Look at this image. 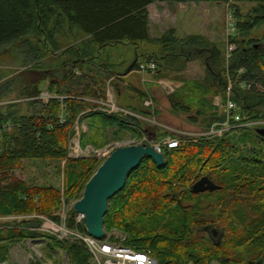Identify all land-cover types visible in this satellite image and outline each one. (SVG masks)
<instances>
[{
  "label": "trees",
  "instance_id": "1",
  "mask_svg": "<svg viewBox=\"0 0 264 264\" xmlns=\"http://www.w3.org/2000/svg\"><path fill=\"white\" fill-rule=\"evenodd\" d=\"M159 1L176 12L180 3L232 0H0V57L16 51L25 69L12 78L16 70L0 67V81L12 78L3 84L10 90V85L22 80L21 94L30 109L23 113L18 103H12L6 115L0 112V125L15 124L0 141V218L31 217L0 225V264L8 259L14 244L44 235L33 228L42 225L40 216L60 223L57 213L64 204L82 197L86 183L100 166L97 158L70 156L76 128L81 129L83 121L89 125L87 132L80 133L81 147L105 148L110 127L136 138L143 134L139 119L102 110L101 102L108 99V81L121 73L109 69L100 58L106 47L138 45L151 39L148 7ZM236 1L255 2L256 6L246 14L234 13L236 32L229 41L237 50L229 63L223 44L219 48L202 34L180 38L174 29L158 38L163 44L161 54L145 55L147 61L157 64L158 77L183 73L189 63L202 62L206 76L201 80L175 76L182 86L168 96L173 114L188 116L201 129L225 119L214 100L218 96L227 99L230 78V98L241 107L245 121L264 122V37H253L255 31L264 30V0ZM68 33L81 37L63 47L60 36L65 39ZM65 55L67 60L58 59ZM48 58L52 61L45 62ZM138 58L131 72L139 67ZM92 66H98V71ZM240 68L246 72L238 81ZM42 81L59 98L48 103L38 99ZM236 81L250 83L251 88ZM136 113L148 114L147 110ZM256 129L251 126L226 132L223 137L183 139L179 148L166 152L163 166L144 157L123 190L110 201L106 238L119 242L114 233L120 232L124 246L150 251L158 264L264 261V138ZM28 159L65 162L63 191L30 185L15 176ZM203 176L221 188L193 193L191 187ZM74 215V208L69 209L70 227ZM213 228L219 232L218 240ZM80 231L86 233L83 225ZM45 237L49 248L62 250L71 264H92L82 245L59 241L48 233Z\"/></svg>",
  "mask_w": 264,
  "mask_h": 264
},
{
  "label": "rangeland",
  "instance_id": "2",
  "mask_svg": "<svg viewBox=\"0 0 264 264\" xmlns=\"http://www.w3.org/2000/svg\"><path fill=\"white\" fill-rule=\"evenodd\" d=\"M159 6H164V4L158 3L151 6L152 39L141 41L138 45L116 44L111 47H106L105 51L103 52L100 58V60L102 61L101 63L105 64V66H108V68L111 70L123 73L136 60L137 56H139L138 62H143L147 61L145 56L146 54H150L153 52L161 54L163 52V44L158 40V38L161 37L166 31L171 29H174L176 31V35H178V37L180 38L191 34H202L211 41L215 42L219 48H223L222 44L226 48L228 41V32H231V25L235 24L237 20L234 13L238 10L239 12L246 14L249 10H252L256 6V3H241L236 0H232L230 3L203 2L202 4L198 3L195 5H189L193 10H196L201 14V16L197 17H184L183 15H181V13L176 14V12H172L168 4V10L165 9L166 12L165 10H160ZM187 8L188 5H185L184 10L186 11ZM190 13H192V11ZM191 27H193V30L191 29ZM79 37H81L79 34L73 33H68L65 39L60 36L61 40H64L63 47L75 43L77 40L80 39ZM253 37L257 39H262L264 37V30L255 31L253 33ZM66 55L58 59L63 62L68 59L66 58L68 57ZM32 60L33 58H30V62H32ZM51 61V58L45 59V62ZM0 67L16 70L17 73H15L12 78L20 76L21 74L19 72L25 70L24 67H22V61L19 60V58L17 57L16 51H12L11 53H4L0 57ZM92 68H94L95 71H98L99 69L98 66H92ZM75 69V74H78V69L74 68V70ZM107 74L108 72L103 73V76L106 77ZM175 76H179L180 79L201 80L206 76V69L201 61H195L188 64L186 71L177 75L168 74V76L161 75L158 77L154 74H143V77L146 78L147 82L151 81L153 83H156V85L159 86L162 90L161 93L153 97L155 103L157 104L158 100V102H160V104L164 108V111L161 110L164 116H160L157 114V120L186 132H199L202 128L201 125L193 124L191 120H189L188 116L184 114H173L172 112L168 96L182 86L181 82L175 80ZM135 77L137 78V75H135ZM12 78L0 81V92H3L2 94H0V103H3V105L0 107V112L3 115L7 114L8 110L10 109V104L12 103H18V105H20L19 108L23 113H27L30 110L27 104L28 99L23 98L24 96H22L21 94L22 80H19L18 83L14 82L12 85H10V90H6L5 85H3L7 82V80H10ZM131 80H133V77L130 79V81ZM48 86L49 83L47 81H42L39 88L42 92H47ZM106 86L103 85V87H106L107 92L113 91V85L108 86L107 83ZM32 87H34V85H32ZM108 95L109 94H107V97ZM113 96L115 95L111 94L110 97L113 98ZM116 97L114 98L116 99ZM145 99L146 98H144L143 100L139 99V103L142 104ZM216 100L217 99H215L214 101L216 102ZM218 100L220 99L218 98ZM107 101L108 99L105 102ZM140 104L138 105V107H140ZM88 125L89 122L85 120L81 125V129L78 127L76 128L77 135L73 139V141H80V133L82 131L87 132ZM255 127L264 128V124H258ZM111 128L112 127L108 129V146L110 144L115 145L123 142H133L135 139H137L135 136H133V133H130L126 130L118 134L117 129ZM147 128H149L148 125ZM79 146L81 147L80 142ZM97 151L99 150H96L94 147L91 146L81 147V149L75 155H78V157L97 158ZM64 165L65 162L28 159L24 161L23 168L19 171H16L14 175L25 180L30 185L35 184L44 187H55L63 191ZM74 201L77 200L71 201V208L74 207ZM66 205L68 207L69 204ZM63 209L64 207L60 209L59 212H62ZM30 218L31 217H3L0 218V225H2V227H5V224L7 223L22 222L23 219ZM33 226V228L39 229L40 232H43L44 235L37 238L30 237L21 243L14 244L12 247H10L8 259L2 264H71L68 256L62 250L49 248V240L45 237L46 232L44 231L45 228L43 227L44 222H42L41 226ZM115 235L117 238H119V241H122L125 238L120 232H115ZM218 238L219 234L214 237L215 240H218ZM248 260L249 259H247L244 263H246ZM213 264H219V262L215 261L213 262Z\"/></svg>",
  "mask_w": 264,
  "mask_h": 264
},
{
  "label": "built area",
  "instance_id": "3",
  "mask_svg": "<svg viewBox=\"0 0 264 264\" xmlns=\"http://www.w3.org/2000/svg\"><path fill=\"white\" fill-rule=\"evenodd\" d=\"M231 32H228V42L225 50V57L227 63L230 62L234 52L237 50V45L229 41L230 36L235 34V27L231 25ZM157 64L154 61H144L139 63V67L135 70L137 73H150L157 74ZM244 68L238 70V81L240 76L245 73ZM241 86L250 89L251 84L240 81ZM233 86V80L230 78L228 80L227 88V99H223L222 96H218L214 101L215 106L218 109L220 115H224L225 119L222 121H217L213 123L207 129H201L199 132H186L181 129H177L173 126L164 124L157 120V107L153 97H147L144 102V108L147 110V115H141L136 112H131L120 108L117 103L109 99L104 108V112L108 114L122 113L124 117H133L139 119L143 124V134L135 139L133 142H123L115 145H107L105 148L97 151V159L100 164L110 156V154L119 147L129 146V145H139L148 143L151 144L154 149L161 154H166V152L179 148L183 139L190 138H216L223 137L226 132L233 130H238L240 128L257 126L258 124H264V122L254 123L245 121V117L242 115L241 107L234 101L231 100V90ZM58 96L50 94L47 92H42L38 99H42L45 102ZM218 98L220 100H218ZM3 103H0V107ZM147 124L149 128H147ZM15 128V124L12 122H5L0 125V141L4 138L5 134L12 132ZM159 130V131H158ZM141 131V132H142ZM161 133V134H160ZM164 133V135H162ZM80 138V137H79ZM80 140V139H79ZM80 142V141H79ZM78 141H73L70 156L78 157L75 155L81 149ZM79 149V150H78ZM83 151V150H81ZM74 201L73 204H75ZM70 205V204H69ZM67 207L64 204V209L62 212L57 214L61 218L60 223H55L49 218L40 216L44 222V231L48 234L55 236L59 241H69L72 243H77L86 248L87 252L91 256L92 264H158V261L152 257L150 251L138 252L132 248L126 247L122 244V241L111 242L109 238L103 240L96 239L84 232L80 231V226L83 225V215H74V226L70 227L68 225V210L72 209L71 205ZM63 213V214H62ZM115 235V233H114ZM116 236V235H115Z\"/></svg>",
  "mask_w": 264,
  "mask_h": 264
},
{
  "label": "water",
  "instance_id": "4",
  "mask_svg": "<svg viewBox=\"0 0 264 264\" xmlns=\"http://www.w3.org/2000/svg\"><path fill=\"white\" fill-rule=\"evenodd\" d=\"M135 60L122 75L131 72ZM256 132L264 138V128ZM151 157L159 166L165 165V155L158 153L151 144L129 145L119 147L108 156L98 167L94 175L86 183L82 197L74 204L75 214L83 215V226L88 235L103 240L106 238L105 216L110 201L126 185L130 173L141 165L144 157ZM221 187L209 176H203L192 187L193 193L213 192ZM214 236L218 230H212Z\"/></svg>",
  "mask_w": 264,
  "mask_h": 264
},
{
  "label": "crops",
  "instance_id": "5",
  "mask_svg": "<svg viewBox=\"0 0 264 264\" xmlns=\"http://www.w3.org/2000/svg\"><path fill=\"white\" fill-rule=\"evenodd\" d=\"M158 3H163L164 6H159L160 10H168L167 7V2H162L159 1L157 3H154L152 5L158 4ZM203 2H201L200 4H202ZM195 5L198 3H180L177 6V11L176 14L181 13V15H183L184 17H197V16H201V14L199 12H197L196 10H193L191 8V6L189 5ZM150 5L148 7L149 9V13H150V37L152 39V32H151V26H152V13H151V6ZM185 5H188L187 10H184ZM169 6V5H168ZM197 7V6H196ZM165 10V12H166ZM192 11V13H190ZM164 12V11H163ZM191 29L193 30V27H191ZM154 39V38H153ZM144 73H137L136 71H132L129 72L126 75H122V73L119 75L118 79L115 77H112L110 79V81H108V86H112L113 85V91L109 92L107 94L108 95V100L111 98V100H115L114 102L117 103V105L125 110L131 111V112H141V111H145V108H142L144 106L143 103L140 104L139 103V99H144L147 98L148 96H152L155 97L156 95H158L159 93H161V88L159 86L156 85V83H153L151 81L147 82L146 78L143 77ZM150 74V73H149ZM135 75H137V78L135 77ZM152 75V74H150ZM133 77V80L130 81V79ZM112 82V83H110ZM147 82V83H145ZM146 85H145V84ZM148 84V85H147ZM111 94L115 95L112 97ZM117 96V97H116ZM116 97V99L114 98ZM94 101V100H92ZM103 105L106 104V102H101ZM140 104V107H138V105ZM157 114L160 116H164V114L162 113V111H164V108L162 107V105L160 104V102H158L157 100ZM162 110V111H161ZM90 145L86 146L89 147ZM92 147V146H91Z\"/></svg>",
  "mask_w": 264,
  "mask_h": 264
},
{
  "label": "flooded vegetation",
  "instance_id": "6",
  "mask_svg": "<svg viewBox=\"0 0 264 264\" xmlns=\"http://www.w3.org/2000/svg\"><path fill=\"white\" fill-rule=\"evenodd\" d=\"M256 47H258V45H255ZM244 264H264V261L263 260H258V261H255V262H252L250 260H248L246 263Z\"/></svg>",
  "mask_w": 264,
  "mask_h": 264
}]
</instances>
